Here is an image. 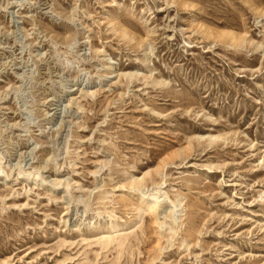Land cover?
Returning <instances> with one entry per match:
<instances>
[{
	"label": "rangeland",
	"instance_id": "obj_1",
	"mask_svg": "<svg viewBox=\"0 0 264 264\" xmlns=\"http://www.w3.org/2000/svg\"><path fill=\"white\" fill-rule=\"evenodd\" d=\"M0 264H264V0H0Z\"/></svg>",
	"mask_w": 264,
	"mask_h": 264
},
{
	"label": "bare ground",
	"instance_id": "obj_2",
	"mask_svg": "<svg viewBox=\"0 0 264 264\" xmlns=\"http://www.w3.org/2000/svg\"><path fill=\"white\" fill-rule=\"evenodd\" d=\"M163 205L164 204L161 203V202H153V203H150V204L147 205V209L150 210V211H154L157 208H162Z\"/></svg>",
	"mask_w": 264,
	"mask_h": 264
}]
</instances>
